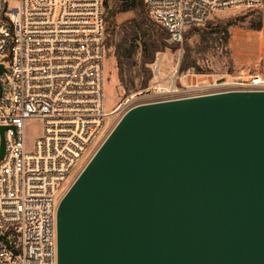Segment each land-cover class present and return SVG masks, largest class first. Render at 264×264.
<instances>
[{"label": "water", "instance_id": "95a60500", "mask_svg": "<svg viewBox=\"0 0 264 264\" xmlns=\"http://www.w3.org/2000/svg\"><path fill=\"white\" fill-rule=\"evenodd\" d=\"M57 232L58 264H264V91L130 108L63 196Z\"/></svg>", "mask_w": 264, "mask_h": 264}, {"label": "built area", "instance_id": "2783aa9c", "mask_svg": "<svg viewBox=\"0 0 264 264\" xmlns=\"http://www.w3.org/2000/svg\"><path fill=\"white\" fill-rule=\"evenodd\" d=\"M142 1L172 44H182L187 30L206 25L215 11H264V0ZM106 14V0H0V70L6 68L0 74V126H8L0 159V264H58L59 204L113 114L148 102L264 91L263 36L261 72L198 84L189 79L194 67L180 70L182 57L161 74L158 55L150 65L155 84L106 111ZM28 118L43 121L31 150L24 133ZM2 138L0 133V152Z\"/></svg>", "mask_w": 264, "mask_h": 264}, {"label": "rangeland", "instance_id": "374dc122", "mask_svg": "<svg viewBox=\"0 0 264 264\" xmlns=\"http://www.w3.org/2000/svg\"><path fill=\"white\" fill-rule=\"evenodd\" d=\"M123 2L109 0L110 8L113 9V16L112 25L107 35L113 34L114 44L107 50V59L104 65V106L106 111L114 109L120 102L144 91L156 82L152 78L147 88H141L143 77L140 72V65L143 46L139 38L137 39L130 34L132 20L139 14L148 15L146 7L140 4L138 7L130 8ZM212 15L209 22L200 29L187 30L182 44L172 45L168 41L166 48L157 54V56H162L161 74L167 75L173 70L179 59L185 55L187 47L192 58L196 61V66H194L189 79L198 84L214 83L221 78L247 77L263 70L262 41L264 30L262 27L264 26V11L229 8L215 11ZM147 25L156 37L164 33L160 25L155 22L153 25L150 22ZM226 25L227 31H223ZM118 43L123 44L121 48L123 54L122 75L116 55ZM178 46L181 47L179 50L177 49ZM121 77L124 79L125 85L121 83ZM126 110L123 109L111 116L108 128L85 164L97 152ZM24 133L26 148L31 150L35 140L43 133V121L39 118L26 119L24 121Z\"/></svg>", "mask_w": 264, "mask_h": 264}, {"label": "trees", "instance_id": "16d2710c", "mask_svg": "<svg viewBox=\"0 0 264 264\" xmlns=\"http://www.w3.org/2000/svg\"><path fill=\"white\" fill-rule=\"evenodd\" d=\"M125 5L128 7H138L140 4H145L143 3L142 0H129V1H124ZM146 7V6H145ZM110 8L109 5V0H106V11ZM147 10V8H146ZM148 15L146 14H139L138 17L134 18L131 23V32L130 34L135 37L139 38L142 42V59H141V65H140V72L143 77L142 83H141V88H147L150 80L153 77L152 70L149 68V65H151L153 62H155L157 54L160 51H163L167 43L169 41V35L165 31L164 28H161L164 30V33L161 34L159 37H156L152 32L149 30V25H147L149 22L151 25L154 24V20L150 17L149 12L147 10ZM112 23V22H111ZM111 23H106V44H107V49H110L113 47L114 44V36L113 34H108L107 32L112 25ZM156 23V22H155ZM158 24V23H157ZM201 27H192L189 30L193 29H200ZM227 31V25L224 26V30ZM112 33V32H111ZM186 35V33H185ZM172 45H179V44H172ZM123 44L118 43L116 45V55L118 57V65L120 69V74L122 75V53H121V48ZM180 47L178 46L177 49ZM184 50V49H183ZM185 53V51H184ZM196 66V61L192 58L190 50L186 49L185 55H183L181 64H180V70L181 71H186L187 69ZM195 68V67H194ZM121 83L125 85L124 79L121 77Z\"/></svg>", "mask_w": 264, "mask_h": 264}, {"label": "crops", "instance_id": "0c3cea01", "mask_svg": "<svg viewBox=\"0 0 264 264\" xmlns=\"http://www.w3.org/2000/svg\"><path fill=\"white\" fill-rule=\"evenodd\" d=\"M262 29L264 30V26L262 27Z\"/></svg>", "mask_w": 264, "mask_h": 264}]
</instances>
